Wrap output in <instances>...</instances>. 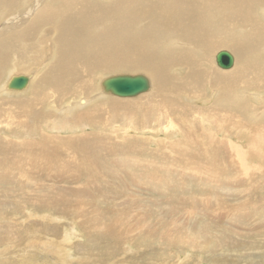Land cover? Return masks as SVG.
<instances>
[{"label":"bare ground","instance_id":"6f19581e","mask_svg":"<svg viewBox=\"0 0 264 264\" xmlns=\"http://www.w3.org/2000/svg\"><path fill=\"white\" fill-rule=\"evenodd\" d=\"M219 48L233 50L234 68L216 67ZM23 69L29 72H20ZM113 70L121 72L107 75ZM20 73L29 78L28 84L10 88L9 82ZM123 73L147 75L149 89L135 100L106 92L103 80ZM0 94L5 115L0 113V132L24 138L13 142L16 155L9 163L15 167L73 166L79 177H89L95 158L88 146L102 134L62 136L71 146L62 154L53 151V139L62 133L53 132L90 126L100 130L124 115L130 117L128 128L153 133L157 127L171 135L181 130V140L167 142L175 149L180 146L176 163L208 166L218 176L220 160L215 154L223 145L247 177L253 170L245 166V158L264 157V0H0ZM125 109L134 113L121 111ZM238 134L246 144L234 142ZM38 223L26 227L25 238L19 237L17 227H0V241L10 240L4 243L8 249H18L8 264H72L64 245L70 237L59 240L61 252L52 256L27 246L28 239L42 238L38 231L57 233ZM6 227L13 232L2 235ZM85 245L74 246L76 262L99 264Z\"/></svg>","mask_w":264,"mask_h":264},{"label":"rangeland","instance_id":"374dc122","mask_svg":"<svg viewBox=\"0 0 264 264\" xmlns=\"http://www.w3.org/2000/svg\"><path fill=\"white\" fill-rule=\"evenodd\" d=\"M220 50L233 53L229 48H219L215 54ZM215 61L216 67L224 70ZM200 104L198 108L202 109ZM156 109H150L153 126ZM121 111L134 113L130 109ZM128 118L123 115L111 119L107 122L113 123H106L100 130L90 126L86 130L53 132L62 133L53 139V151L62 154L71 150L62 136L85 131L102 134L99 140H105L104 144L93 140L88 146L90 157L95 158L89 177H79V170L73 166L64 170L13 166L9 163V158L16 155L13 142L24 138L1 129L0 227L19 228L20 238L29 236L26 227L33 222L40 221L39 228L50 227L49 231L58 229L56 235L45 229L38 231L42 238H30L25 243L52 256L61 252L60 239L70 237L64 245L68 246L72 264H78L74 246L80 243L86 244V251L95 252H91L92 259L99 264H264V157L245 158V166L253 170L245 177L237 159L231 156L233 152L221 145L215 154L220 160L217 176L211 167L175 162L180 146L175 149L167 142L181 140V130L173 135L157 127L153 133L145 132L138 126L128 128ZM240 135L232 139L246 144ZM46 215L59 220H47ZM1 230L2 235L3 231L11 234L13 227ZM9 241H0V252H9L0 253V264L18 256V249L10 250L4 244Z\"/></svg>","mask_w":264,"mask_h":264},{"label":"water","instance_id":"95a60500","mask_svg":"<svg viewBox=\"0 0 264 264\" xmlns=\"http://www.w3.org/2000/svg\"><path fill=\"white\" fill-rule=\"evenodd\" d=\"M217 65L223 69L233 67L235 58L228 50H220L216 54ZM29 82V78L25 75L13 76L9 82V87L13 89H22ZM103 87L106 92H111L113 95L120 97H133L150 87V79L143 73H123L109 75L103 80Z\"/></svg>","mask_w":264,"mask_h":264}]
</instances>
